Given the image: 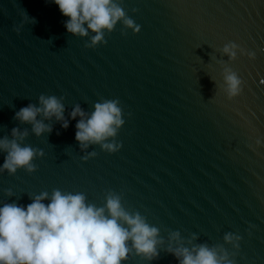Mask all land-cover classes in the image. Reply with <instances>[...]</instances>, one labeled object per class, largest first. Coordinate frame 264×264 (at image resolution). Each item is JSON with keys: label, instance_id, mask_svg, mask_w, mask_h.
<instances>
[{"label": "water", "instance_id": "obj_1", "mask_svg": "<svg viewBox=\"0 0 264 264\" xmlns=\"http://www.w3.org/2000/svg\"><path fill=\"white\" fill-rule=\"evenodd\" d=\"M119 2L140 30L122 34L118 22L105 44L87 48L88 37L67 32L53 0H0V137L28 129L23 144L44 152L31 173L0 172V207L26 206L53 189L83 193L99 207L112 190L165 239L158 258L132 254L122 264H178L163 251L175 230L196 234L194 243L224 244L235 264H264V0ZM24 12L35 23L21 24ZM229 41L255 58L238 52L228 61L220 49ZM220 61L244 81L232 99L220 87ZM40 94L64 97L67 129L53 117L44 121L52 131L37 137L14 119ZM101 98L120 102L121 147L81 152L79 117L68 114L77 103L91 113ZM87 151L96 155L82 160ZM226 232L241 237L238 250L224 243Z\"/></svg>", "mask_w": 264, "mask_h": 264}, {"label": "clouds", "instance_id": "obj_2", "mask_svg": "<svg viewBox=\"0 0 264 264\" xmlns=\"http://www.w3.org/2000/svg\"><path fill=\"white\" fill-rule=\"evenodd\" d=\"M62 15L67 32L79 37H88L85 47L94 48L105 44V34L111 33L118 22L133 33L140 25L130 18L119 0H53ZM135 11V9H133ZM30 17L24 12L21 24ZM34 23L35 19L30 18ZM19 31V28L15 29ZM90 33H92L90 35ZM228 61L235 60L237 53L250 59L251 51L245 53L237 43L229 41L220 49ZM222 67V91L228 99L238 96L244 81L225 61ZM211 99V98H210ZM64 97L40 94L38 103H29L14 114V119L31 125V132L40 137L50 133L52 125L44 123L55 117L61 127L67 129L69 119H65ZM118 99L101 98L93 105L91 113L79 103L69 112V118L76 119L75 140L81 152L90 145H99L101 150L113 153L121 144L115 137L123 125L122 109ZM38 117H41L38 119ZM7 135L0 137V152L6 153L0 172L10 175L23 168L31 173L36 165L32 161L42 157V149L23 144L28 129L13 127ZM260 143L259 140L256 141ZM96 155L87 151L81 156L88 160ZM11 196V190L6 189ZM32 202L19 206L15 202L4 203L0 207V264H122L134 254L146 261L158 258V246L165 244L160 229L150 225L138 211H129L121 203L122 196L109 190L104 204L96 206L86 202L83 193L62 192L53 189L51 194L42 191L30 197ZM44 200H48L46 205ZM196 234L182 237L178 230L170 231L163 251L172 254L178 264H235V252H230L224 244L209 245L194 243ZM241 237L232 232L223 235L225 244L239 249Z\"/></svg>", "mask_w": 264, "mask_h": 264}]
</instances>
